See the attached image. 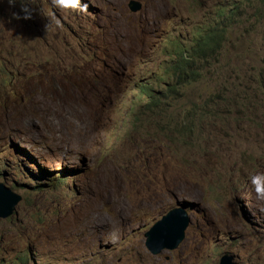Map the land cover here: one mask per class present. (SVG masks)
Here are the masks:
<instances>
[{"label":"rangeland","instance_id":"374dc122","mask_svg":"<svg viewBox=\"0 0 264 264\" xmlns=\"http://www.w3.org/2000/svg\"><path fill=\"white\" fill-rule=\"evenodd\" d=\"M128 1L83 0L88 8L80 15L79 6L62 8L53 0H0V65L16 73V80L10 76L3 86L0 70V106L12 103L5 92L11 84L24 90L21 99L36 95L33 78L53 69L15 66L17 56L36 46L52 49L68 27L84 24L101 42L108 41L106 48L120 65L114 73L123 103L106 111L105 124L131 123L128 100L135 99L136 84L148 81L150 91L160 95L164 87L158 73L174 65L178 45L190 41L194 28L215 11L212 3L221 0H162L149 7V14L133 13ZM235 3L232 24H264V0L247 9L244 2ZM91 17L93 23L86 24ZM262 31L264 37V25ZM165 38L175 44L161 46ZM263 44L258 27H234L212 57L218 72L207 70L212 78L184 88L183 96L169 93L160 103L163 122L191 120V128L183 122L187 130L179 136L169 133L178 127L162 136L158 126L166 124L157 125L151 110L116 141L120 165L101 172L94 169L93 144L84 149V162L70 159L78 154L80 136L94 137L97 128L85 114L76 116L67 100L57 108L50 100L51 82L36 96L41 107L26 104L16 115L9 110L15 115L10 124L6 119L2 124L0 116V167L12 165L4 183L17 194L33 179L66 175L69 166L80 174L71 188L75 196L69 188L43 194L34 205L6 198L12 209L18 206L7 222H0V257L16 263L23 257L26 264H219L227 252L235 264H264V201L255 198L250 184L252 175L264 173V89L237 92L227 78L240 68L236 83L253 88L249 69L256 72L262 62L249 48ZM98 63L99 57L93 66ZM178 200L193 204L191 226L175 247L158 244L150 251L145 232L164 213L165 203L174 206Z\"/></svg>","mask_w":264,"mask_h":264},{"label":"clouds","instance_id":"9594fccd","mask_svg":"<svg viewBox=\"0 0 264 264\" xmlns=\"http://www.w3.org/2000/svg\"><path fill=\"white\" fill-rule=\"evenodd\" d=\"M38 1L41 2L42 0ZM160 1L161 0H159L157 4H160ZM53 2L57 6L63 8L67 6H75L78 0H53ZM82 2L83 0L81 1V3ZM81 3L80 5L77 4L79 5V10H76L80 15L82 13L85 14L88 8V3L83 8H80V6H83V4ZM141 12H147L149 14V7H146ZM93 21L94 18L91 17L86 21V24H92ZM245 25H247V27L249 26V24H240V26H237V29L241 30ZM233 30L234 28L229 31V34H231ZM258 30L260 29L258 28ZM107 45L108 41L101 42V39H98L94 35L88 25L75 24L74 26L68 27L66 29V34L61 39V42L58 41L52 49H48V46L44 45L36 46L22 52V57L17 56V61L14 62L15 66L21 65L23 67L26 64H37L41 68L51 69L49 67H52L53 69H51V72L49 73H38L33 78L37 82L35 85L36 95H34L35 93H33V95H23L22 100L19 94H23L24 90L21 89L17 85V83L14 86H12L11 84L9 88L5 89V92L8 95L10 101L12 100V103L4 108H2L3 105L0 106V116L2 117V120L4 119L2 121V124L5 123V119L6 122L10 124L13 120V117L16 114L20 113L21 108L26 104H31L34 107H40V98L36 96H39V93H44V91L50 85L54 89V96L51 97L50 100L53 101L52 103H54L57 108H60L63 101L67 100L70 105L69 107L73 110L76 116L85 114L86 121L91 124L90 126L92 127V129L97 128L96 135L94 137H91L90 133L88 132L80 136V139L75 142L76 146H80V148L77 150L78 154H70V159H74L76 161L82 160L84 162V159L88 156L84 149L88 145L93 144L95 147V154L93 155V157L96 159V166L94 167V169L99 170L100 172L106 170L107 167L112 168L113 166L120 165L121 159L117 156L116 141L122 136L123 133L128 130H132L135 122L143 119L142 116H144L151 110L157 113V125L161 123L166 124V127L164 129H161L158 126L160 134L162 136L165 135L164 132L168 128L175 129L176 127H178L176 133H174V130H171L169 133H173L175 134V136H179L181 134V131L187 130V127H184L185 124H183V122L187 123L188 127L191 128V120H183L182 122L178 123L176 119H169L167 122H163V118L161 117L162 111L160 110L162 108L160 103L164 102L168 98L169 93L167 91V88L170 83L176 81L175 78H166L164 79V81L158 82L163 84L164 87V90L160 95L153 94L150 91L148 81L136 84L134 88L136 91L135 99L128 100V115L132 119L131 123H122L118 122V120L111 126L107 127L105 124L106 111L110 107H113L115 109L120 108L123 103L122 93L119 89L118 75L114 73V70L120 65L116 63L113 51H111L110 49L107 50ZM97 57H99V63L97 64V66H93V62ZM69 66H71V68L60 70V68ZM0 70L2 71L5 78L3 86L7 85L10 76L13 80H16V73L14 70L10 68L3 70L1 65ZM240 71V68H235L232 72L233 74L227 77L229 79H232L231 83H233L234 88L238 85V83L236 82L240 78ZM217 72L218 71L213 69L211 71L212 74H216ZM207 73L208 71H204L202 77H200L199 79L192 78V81L195 83L197 81L213 77L208 76ZM90 77H93L94 81L89 80ZM47 81L51 83L49 85H46ZM187 84H190V82H180V86H185ZM141 86L146 87L149 94L147 98L145 97L144 91L141 89ZM180 86L174 93L179 94ZM217 95L218 94H216V96ZM105 99L109 100L104 101ZM149 99L152 100V109L147 107ZM20 100L24 102L22 103ZM9 110H13L15 112V115H9ZM187 113H190V110ZM46 119L47 117L45 112V118H43V120ZM35 124L38 125L40 123L35 121ZM1 128L0 131L2 130ZM143 132L145 131L142 130L141 134ZM140 146L142 152L145 149V146H142L141 144ZM9 165L8 163H4L0 167V185L3 186V188H0V192L5 194V198H18V200L15 201L17 204H38L41 195L46 194L47 196H53L60 191L68 192L69 188V194L74 196L76 195V189L71 188H73L76 180L80 178V174L75 172V168L73 169L71 166H69V170L67 171L66 175H62L59 177L55 176L54 178H51L49 180L33 179L29 184H22L20 189L21 193L17 194L14 190H12L4 183V181H6L9 176V169L12 166ZM250 184L252 186V191L255 193V198L257 200L264 201V173H257L255 175H252L250 177ZM179 201L188 202V207L186 208V210L191 218V211L194 209L193 204L188 200H178L174 206H172L170 202L165 203L160 208L164 213L156 221L160 220L171 209L180 207V205L177 204ZM17 206L18 205H16L14 209L9 206L10 212L7 215V218L1 220L0 222H7L16 212ZM38 214L39 213H37V215ZM19 215L20 213L18 212V216ZM153 224L145 232V241L147 240L146 233L151 230ZM191 224L192 218L189 226L185 231V234L187 233ZM227 254L228 253L226 252L221 256L220 262L222 257ZM232 259L233 257L230 260L231 264H235L232 262ZM0 261H6V259L0 257Z\"/></svg>","mask_w":264,"mask_h":264},{"label":"trees","instance_id":"16d2710c","mask_svg":"<svg viewBox=\"0 0 264 264\" xmlns=\"http://www.w3.org/2000/svg\"><path fill=\"white\" fill-rule=\"evenodd\" d=\"M244 2L245 9L252 7L253 2H259L260 0H239ZM215 13L218 17H222L220 24H212L210 23V19L208 18L205 24H198L192 33V38L189 42L184 44H179L177 52L175 53L176 62L172 67L169 69H165L158 73L159 82L164 81L166 78H175L176 81L170 83L167 88L168 93L176 92L177 88L180 86L181 81H188L189 78L196 75L194 71H191L192 75H188L187 67L190 66V62L194 59L197 61H210V53H214L220 43H225L229 36V31L234 27L240 26V24H232V20L234 17V8L236 7L235 1H231V6H229V2L226 0L223 1H215ZM200 5V4H198ZM260 11H258L259 13ZM259 22V21H258ZM248 27H258V35L261 36L263 39V24H253L250 23ZM213 32V34H211ZM175 42L172 40H164L161 46H165L168 48L169 46L174 45ZM187 45V50L185 48ZM264 47V44L258 48V50H254L249 48V52L254 53V55L260 58L262 65L256 72H252L249 69V81L251 82L252 77L254 78L255 86L253 88L251 85L243 86L238 84L235 87L237 92L245 93L248 90H258L264 89V52H259V50ZM161 52V50H159ZM162 53V52H161ZM171 71V72H170ZM181 71L185 74L183 75ZM177 87V88H176ZM141 89L144 91V95L147 98L149 96L148 92L146 91L145 86H141ZM147 107L152 109V100L149 99ZM18 263L10 261L9 259L6 261H0V264H26V259L23 257L17 258Z\"/></svg>","mask_w":264,"mask_h":264},{"label":"water","instance_id":"95a60500","mask_svg":"<svg viewBox=\"0 0 264 264\" xmlns=\"http://www.w3.org/2000/svg\"><path fill=\"white\" fill-rule=\"evenodd\" d=\"M158 2L159 0H129L127 3V7L133 13H139L146 7H150L151 5L157 4ZM194 5L201 7V3H197V4L194 3ZM76 6H79V5L76 4ZM212 6L215 8V3H212ZM80 8H83V7L80 6ZM209 19H210V23L212 24H215V23L220 24L222 17H218L214 11L213 14L209 13ZM205 23L206 21L203 22V24ZM211 34H213V32H211ZM164 40H167V38H165ZM185 48L187 50V45H185ZM213 55L214 53H210L211 59L208 62L207 61L202 62L199 60L197 61L196 59L190 62V66L187 67L188 75H192L191 71H194V74L196 73V75L189 78L188 82H190V84H187L185 86H180V90H179L180 96H183V94L181 93H183L184 88H187L188 86L194 83L192 81V78L199 79L200 77L203 76L204 71L213 69V63H212ZM181 73L185 75L182 71ZM89 80L94 81V78L90 77ZM0 188H3V186L0 185ZM12 198H14L15 201L18 200V198L16 197H12ZM187 203L188 202L179 201L177 204H179L180 207L171 209L160 220L156 221L153 224L151 230L146 233V236H147L146 245L150 248V251L155 252L156 250L152 249V246H156L158 244L162 246L175 247L177 243L184 238L185 231L191 221V218L186 210V208L188 207ZM9 212L10 210L6 202L5 194L0 193V220L6 219ZM231 258L232 257L228 255L223 256L220 264H231L230 262Z\"/></svg>","mask_w":264,"mask_h":264},{"label":"bare ground","instance_id":"6f19581e","mask_svg":"<svg viewBox=\"0 0 264 264\" xmlns=\"http://www.w3.org/2000/svg\"><path fill=\"white\" fill-rule=\"evenodd\" d=\"M148 55V54H147ZM158 60V59H157ZM153 61V60H152ZM157 80V79H156ZM177 88V87H176ZM42 102V101H41ZM41 107V106H40ZM19 120V119H18ZM5 124V123H4ZM16 127V126H15ZM16 128H18V127H16ZM5 129H6V127H5ZM9 129V128H8ZM37 130V129H36ZM40 130V129H39ZM6 131V130H5ZM12 131V130H11ZM7 134V133H6ZM42 135V134H41ZM41 137V136H40ZM44 137V136H43ZM53 137V136H52ZM45 138V137H44ZM57 147V146H56ZM50 149H51V147H50ZM56 150V149H55ZM58 150V149H57Z\"/></svg>","mask_w":264,"mask_h":264}]
</instances>
